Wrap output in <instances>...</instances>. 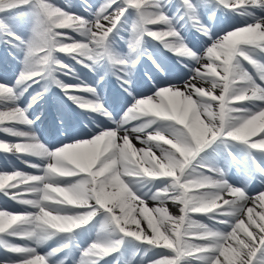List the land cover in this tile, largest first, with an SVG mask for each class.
<instances>
[{"label": "snow or ice", "instance_id": "snow-or-ice-1", "mask_svg": "<svg viewBox=\"0 0 264 264\" xmlns=\"http://www.w3.org/2000/svg\"><path fill=\"white\" fill-rule=\"evenodd\" d=\"M84 5L89 16L71 14L50 0H0V42L23 52L14 83L0 80V132L24 141L0 140V151L44 161L43 167L29 165L43 175L0 171V193L26 206L19 213L0 209V249L13 254L0 264H264V187L255 196L247 187L256 180L264 185V0H105L95 11L87 0ZM172 8L176 12L169 15ZM209 8L212 17L222 9L243 18V26L220 35L202 18ZM22 9L35 18L27 40L3 19ZM129 17L130 54L121 55L112 45ZM182 22L205 37L202 52L189 47ZM59 29H71L81 39ZM146 37L187 58L182 66L188 78L137 93L118 120L98 98L73 94L94 97V87L57 78L58 72L74 71L57 56L66 53L90 70L108 61L127 87L139 57L147 55ZM40 80L106 118L105 126L97 124L96 131L59 147L40 143L27 112L42 93L20 106ZM133 92L134 87L129 95ZM133 134L143 147L133 146ZM216 153L229 166L243 160L239 185L226 179ZM148 201L159 206L150 210ZM169 202L180 205L179 216L169 214ZM190 213L206 214L213 223L193 220ZM49 241L56 246L41 254Z\"/></svg>", "mask_w": 264, "mask_h": 264}, {"label": "rangeland", "instance_id": "rangeland-1", "mask_svg": "<svg viewBox=\"0 0 264 264\" xmlns=\"http://www.w3.org/2000/svg\"><path fill=\"white\" fill-rule=\"evenodd\" d=\"M63 1H65L66 3H68L67 0H63ZM63 1L62 0H50V2L53 3L56 6H57V3L64 4V3H62ZM97 1H98L97 2V5H98L97 9H98L99 6L105 2V0H97ZM73 2H74V0H73ZM172 2H174V4H178L179 3V0H172ZM80 5L83 8H85L84 3H80ZM68 8H70V7H68ZM212 10L213 9L209 8L208 11L205 13V15H207L208 18L211 16ZM68 11L71 14H79V15L81 14V12H79V11L72 12L71 9H69ZM93 11H95V10H93ZM20 12H21L20 16L19 15L18 16H8V15H5L4 17H6V18H4V17L3 18L7 20L9 17H15V18L21 17L22 21L29 27V31L27 32V36H26V40H27V39L31 38V36L33 34V28L35 27V18H34V14L32 13V11L30 9H22V10H20ZM175 12H176V8H172L170 10V12H169V15H172ZM84 15L85 16H89V13L85 11V14ZM10 19H12V18H10ZM132 20H133V17H129L128 22L121 29L125 33V34H123L122 39H127V36L126 35H128L131 38V23H132ZM12 25H14V27L12 26V28H14V29H16L18 31L23 29L22 28L23 27L22 26L23 24H21V22L16 23V24H13L12 23ZM152 28H153V30H160L161 29V26H152ZM26 30L27 29L22 30V31L26 32ZM62 30L64 32H68V35L71 36V37H73L76 40L77 39H81L79 37V35L77 33L73 32L71 29H62ZM58 31H60V29ZM148 39L149 38L146 37V42L149 43V40L150 39L149 40ZM66 42L67 43H71L72 41H67L66 40ZM42 54L43 53H38V55H42ZM65 55L66 56H69L68 54H63V57L62 58H64ZM10 60L12 61L11 63H9L5 59L0 61V64L3 65V67L5 68L4 70H2L0 68V77H2L3 74H5V78H4L5 81H10L12 79V77L14 75L18 74L21 71V69H22V63L20 62L21 59H19V58H17L15 56V57H11ZM186 74H187V71H183L182 73H172L169 76H167V78H182ZM145 89L147 90V89H150V88L148 86H144L143 87V90H145ZM254 139H256V138H254ZM0 140L5 141V139L3 137H1V136H0ZM8 168H14V166L12 165V166H10ZM149 209L151 210L152 207H150ZM189 215H190L191 219L196 220V221H199V222H202V223H205V221L202 219V217L205 216V214L190 213ZM193 242H194V240H193Z\"/></svg>", "mask_w": 264, "mask_h": 264}, {"label": "bare ground", "instance_id": "bare-ground-1", "mask_svg": "<svg viewBox=\"0 0 264 264\" xmlns=\"http://www.w3.org/2000/svg\"><path fill=\"white\" fill-rule=\"evenodd\" d=\"M239 20H240V17H238V22H235V23L229 24L228 26L220 25L219 28H215V29H213V30L216 31V32H218L220 35H223L225 30H232L233 26H243V25H241V24L239 23ZM243 23H244V22H243ZM243 23H242V24H243ZM197 36H198V37H201L199 34H198ZM202 38H203V37H202ZM204 43H205V37H204ZM179 59H180V61H183V60H184L183 57H180ZM181 83H183V82H181ZM218 93H219V90H217V94H218ZM135 95H136V94H135ZM32 106H35V104H32ZM134 137H135V134H133V136L130 137L133 146H134V147H137V148H141V147H143V145H141V144L139 143V141H137ZM156 154H157V156L159 155L158 152H157ZM215 155H219V153L214 154V156H215ZM213 158H214V157H213ZM214 159H215V158H214ZM215 160H216V159H215ZM216 163L218 164L219 167L224 166V165H222V164L224 163V160H223L222 158L219 159L218 161L216 160ZM258 194H259V193H258ZM258 194H257V195H258ZM157 206H159L157 202H154V201H148V202H147V207H148V208H149V207H157ZM249 206H251V205H249ZM167 208H168V210H169V214L172 215V216H174V217H175V216H179V215L181 214L180 211H179L180 205H178V204H175V203L169 202V203L167 204ZM257 210H259V207H258ZM246 222H247V221H246ZM142 226L146 227V225H142Z\"/></svg>", "mask_w": 264, "mask_h": 264}]
</instances>
